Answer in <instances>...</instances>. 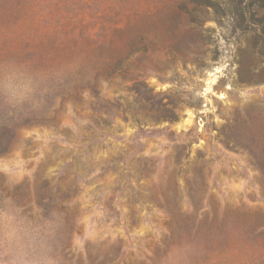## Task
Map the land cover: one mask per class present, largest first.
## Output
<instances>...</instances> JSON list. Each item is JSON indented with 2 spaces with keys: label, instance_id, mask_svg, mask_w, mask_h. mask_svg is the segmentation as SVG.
<instances>
[{
  "label": "rangeland",
  "instance_id": "rangeland-1",
  "mask_svg": "<svg viewBox=\"0 0 264 264\" xmlns=\"http://www.w3.org/2000/svg\"><path fill=\"white\" fill-rule=\"evenodd\" d=\"M0 129V264H264V0H0Z\"/></svg>",
  "mask_w": 264,
  "mask_h": 264
},
{
  "label": "trees",
  "instance_id": "trees-1",
  "mask_svg": "<svg viewBox=\"0 0 264 264\" xmlns=\"http://www.w3.org/2000/svg\"><path fill=\"white\" fill-rule=\"evenodd\" d=\"M79 1L86 2V0H79ZM118 1L125 2L126 0H118ZM40 4H41L40 2L36 4H26V3L20 4L19 6H17L18 9L14 11L13 13L14 16L4 19L1 22V25H4L6 23L9 24V22H11V25H15L20 30L22 28V24L24 23L23 22L20 24L21 20L29 18L30 17L29 13L31 12V10H34L36 8L37 10L40 11V8L42 9L48 6L46 4H41L40 6ZM124 34H126L125 39L129 40L130 46H127L128 44L126 42H123L119 50H128V51L123 52L122 54H120L119 52H116L115 54H111L110 56H108V58H106V60L102 64H100V67H101L100 69L96 68L97 75L104 78V80L111 77L115 73V71L121 64V62L126 60V58L129 55H132V53H135L138 51L137 46H136L137 43L133 41V38L141 34L140 30H137V29L133 30L131 27L129 28L127 27L125 29ZM111 44L114 45V43H111ZM131 50H134V51L131 52ZM91 83L92 82L88 80L85 84L90 85ZM38 121H40L39 118L31 117V118L26 119L23 123L29 124V123H34ZM12 138H13V134L10 131L4 132L3 130L0 129V154L5 153L9 149ZM45 199L46 198H42V202H44Z\"/></svg>",
  "mask_w": 264,
  "mask_h": 264
},
{
  "label": "snow or ice",
  "instance_id": "snow-or-ice-1",
  "mask_svg": "<svg viewBox=\"0 0 264 264\" xmlns=\"http://www.w3.org/2000/svg\"><path fill=\"white\" fill-rule=\"evenodd\" d=\"M213 83H215V82H213ZM212 91H214V89H210V92H209V94H211V92H212ZM221 98H222V97H221Z\"/></svg>",
  "mask_w": 264,
  "mask_h": 264
},
{
  "label": "water",
  "instance_id": "water-1",
  "mask_svg": "<svg viewBox=\"0 0 264 264\" xmlns=\"http://www.w3.org/2000/svg\"><path fill=\"white\" fill-rule=\"evenodd\" d=\"M178 126V125H177ZM179 127H176V129H178Z\"/></svg>",
  "mask_w": 264,
  "mask_h": 264
}]
</instances>
